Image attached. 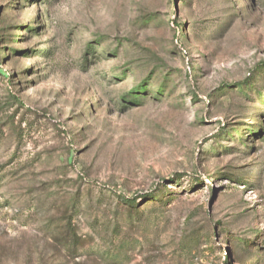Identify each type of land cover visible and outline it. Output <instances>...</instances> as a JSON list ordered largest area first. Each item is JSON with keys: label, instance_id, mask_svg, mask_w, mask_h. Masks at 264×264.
<instances>
[{"label": "rangeland", "instance_id": "obj_1", "mask_svg": "<svg viewBox=\"0 0 264 264\" xmlns=\"http://www.w3.org/2000/svg\"><path fill=\"white\" fill-rule=\"evenodd\" d=\"M0 264H264V0H0Z\"/></svg>", "mask_w": 264, "mask_h": 264}, {"label": "trees", "instance_id": "obj_2", "mask_svg": "<svg viewBox=\"0 0 264 264\" xmlns=\"http://www.w3.org/2000/svg\"><path fill=\"white\" fill-rule=\"evenodd\" d=\"M88 48H91V45H89ZM139 88H140V87H139ZM152 195H155V196H153V197H158V196H159V195H156V194H152ZM140 197H142V196H140ZM133 201H135V200L128 201V203L131 205V204H133ZM151 201H152V200H151ZM253 246H255L254 243H251V242H244V243L241 244L240 249H241V251H243V252H248Z\"/></svg>", "mask_w": 264, "mask_h": 264}]
</instances>
